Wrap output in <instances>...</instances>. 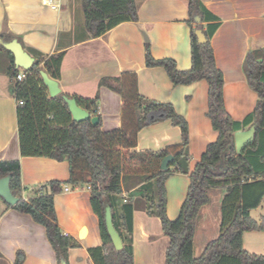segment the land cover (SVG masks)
<instances>
[{
  "label": "crops",
  "instance_id": "0c3cea01",
  "mask_svg": "<svg viewBox=\"0 0 264 264\" xmlns=\"http://www.w3.org/2000/svg\"><path fill=\"white\" fill-rule=\"evenodd\" d=\"M53 1L59 6L57 10L43 6L42 0H0V35L18 40L35 60L64 53L58 80L62 93L84 99L99 95L104 132L122 127L123 100L118 93L100 88V81L126 72L136 73L143 97L173 105L187 120L189 170L194 171L207 147L219 137L207 116L208 83L175 86L164 68L147 67L145 58L146 44H150L156 60L172 59L183 72L192 68L188 1L137 0V22L123 23L96 39L90 38L87 31L83 0ZM201 1L222 21L211 43L217 67L224 76L226 110L233 120L243 121L254 112L258 100L248 85L243 63L250 51L264 48V0ZM11 64L10 57L0 51V161L20 162L22 196L29 200L39 186L52 181L67 182L70 170L67 161L22 157L15 82L8 74ZM17 70L20 74L26 72ZM181 141L180 128L171 121H161L140 131L138 145L131 152H158ZM121 186L122 197L134 206V264H166L170 239L163 233L161 220L147 212L149 199L156 194L155 183L145 176L125 174ZM189 187L188 175L174 174L166 181L170 220L178 219ZM226 191L211 190L210 202L200 211L194 238L196 258L219 236ZM54 205L62 232L79 244V248L70 250L69 264H94L88 251L101 247L103 242L99 219L91 205L90 187L66 184L55 195ZM259 215L252 218L259 222L264 214ZM243 244L249 253L264 256V232L246 233ZM18 252L25 256L23 264H58L46 229L31 215L8 208L2 200L0 264H15Z\"/></svg>",
  "mask_w": 264,
  "mask_h": 264
},
{
  "label": "trees",
  "instance_id": "16d2710c",
  "mask_svg": "<svg viewBox=\"0 0 264 264\" xmlns=\"http://www.w3.org/2000/svg\"><path fill=\"white\" fill-rule=\"evenodd\" d=\"M189 3L192 68L179 71L172 59L156 60L146 44V66L164 68L175 86L206 81L209 86L208 113L218 140L207 147L194 171L190 172V134L187 120L179 115L173 105L149 100L139 93L138 76L126 72L118 78H104L100 88L118 93L123 100L122 127L102 131L90 121L75 122L69 112L63 93L55 98L43 83L41 72L56 81L61 76L64 53L35 60L33 67L17 82L20 74L14 65V56L0 45V51L11 59L8 74L15 82L14 92L18 102L17 118L22 157L49 158L69 163L67 182L52 181L34 189L33 196H22L21 167L19 161H0V179L11 176V191L19 202L11 207L32 216L46 229L58 264H69V252L79 244L65 235L57 219L55 195L63 186H89L91 205L99 219L102 246L89 249L94 264H134L133 215L134 206L122 197V176H145L156 186V194L149 199L147 212L158 217L163 233L170 239L166 264H264V256L245 250L246 233L264 232V217L258 222L251 212L264 203V48L250 51L243 63L249 87L258 96L254 112L243 121H235L227 112L224 102V76L217 67L212 38L222 21L209 11L201 0ZM86 28L90 38L96 39L115 27L138 21L137 0H83ZM199 17L198 24L195 18ZM202 30L207 42L200 44L196 30ZM9 43L12 37L0 35ZM92 116L99 115L100 97L93 99L70 97ZM22 102V104H21ZM161 121H171L180 128V144L161 151H134L140 131ZM256 127L255 138L243 154L236 153L234 134ZM173 157L166 171L163 160ZM188 175L190 187L178 219L167 215L165 183L174 174ZM213 189H226L221 205L219 236L211 241L201 257H194V238L201 209L210 202ZM2 199L0 198V202ZM112 211L114 227L119 233L123 249L117 251L108 234L105 222L106 208ZM25 256L18 252L15 264H23Z\"/></svg>",
  "mask_w": 264,
  "mask_h": 264
},
{
  "label": "water",
  "instance_id": "95a60500",
  "mask_svg": "<svg viewBox=\"0 0 264 264\" xmlns=\"http://www.w3.org/2000/svg\"><path fill=\"white\" fill-rule=\"evenodd\" d=\"M195 21L198 24L201 23V19L199 17H196ZM196 36L200 44H204L207 42L206 36L202 30H196ZM145 40L148 41L147 37H145ZM0 45L13 54L15 67L17 69L29 71L33 67L35 59L28 52L25 51L23 45L18 40H13L9 43H6L0 38ZM41 77L43 83L48 89L51 98H55L62 93L58 81L50 78L45 71L41 72ZM64 100L75 122L90 121L93 126H97L99 124L100 118L97 116H92L87 110L81 108L78 105L76 99L65 96ZM255 133L256 127L254 126L251 127L249 130L238 131L234 134L236 153L238 156L242 155L245 148L253 142L255 138ZM173 160L174 159L172 156L166 157L162 162L161 169L163 171H166L169 168L170 163L173 162ZM10 183L11 176H7L5 178L0 179V198L7 205L14 207L19 202V199L13 195ZM105 222L108 234L111 238L114 247L117 251L122 250L123 242L119 233L114 227L112 211L109 207L106 208Z\"/></svg>",
  "mask_w": 264,
  "mask_h": 264
},
{
  "label": "built area",
  "instance_id": "2783aa9c",
  "mask_svg": "<svg viewBox=\"0 0 264 264\" xmlns=\"http://www.w3.org/2000/svg\"><path fill=\"white\" fill-rule=\"evenodd\" d=\"M42 5L46 6V7H50L54 10H57L59 8V6L53 0H42ZM25 78H26V75L24 73H21L17 77V82H21ZM21 104H22V102H21ZM125 202H126V200H125Z\"/></svg>",
  "mask_w": 264,
  "mask_h": 264
},
{
  "label": "rangeland",
  "instance_id": "374dc122",
  "mask_svg": "<svg viewBox=\"0 0 264 264\" xmlns=\"http://www.w3.org/2000/svg\"><path fill=\"white\" fill-rule=\"evenodd\" d=\"M259 214H264V204H263L262 208H260L258 211H253L252 212V217L254 219L258 218V216H260Z\"/></svg>",
  "mask_w": 264,
  "mask_h": 264
}]
</instances>
